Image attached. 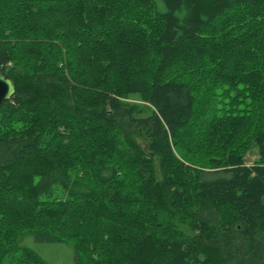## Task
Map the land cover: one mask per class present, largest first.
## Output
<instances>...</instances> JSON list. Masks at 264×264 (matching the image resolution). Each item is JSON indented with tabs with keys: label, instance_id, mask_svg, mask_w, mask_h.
<instances>
[{
	"label": "trees",
	"instance_id": "trees-1",
	"mask_svg": "<svg viewBox=\"0 0 264 264\" xmlns=\"http://www.w3.org/2000/svg\"><path fill=\"white\" fill-rule=\"evenodd\" d=\"M0 72V264H264V0H0Z\"/></svg>",
	"mask_w": 264,
	"mask_h": 264
},
{
	"label": "rangeland",
	"instance_id": "rangeland-1",
	"mask_svg": "<svg viewBox=\"0 0 264 264\" xmlns=\"http://www.w3.org/2000/svg\"><path fill=\"white\" fill-rule=\"evenodd\" d=\"M142 146H145V141L141 138L138 139ZM258 159L257 151L251 152L246 163L248 166ZM21 245L38 252L49 264H75L74 247L70 243H56L46 244L38 242L33 235L26 236Z\"/></svg>",
	"mask_w": 264,
	"mask_h": 264
},
{
	"label": "water",
	"instance_id": "water-1",
	"mask_svg": "<svg viewBox=\"0 0 264 264\" xmlns=\"http://www.w3.org/2000/svg\"><path fill=\"white\" fill-rule=\"evenodd\" d=\"M15 92L16 84L14 80L7 74L0 72V108L13 98Z\"/></svg>",
	"mask_w": 264,
	"mask_h": 264
}]
</instances>
